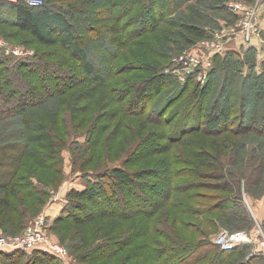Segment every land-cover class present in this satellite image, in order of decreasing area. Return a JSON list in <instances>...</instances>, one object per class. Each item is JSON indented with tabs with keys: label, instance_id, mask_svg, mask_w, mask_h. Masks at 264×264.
Masks as SVG:
<instances>
[{
	"label": "rangeland",
	"instance_id": "rangeland-1",
	"mask_svg": "<svg viewBox=\"0 0 264 264\" xmlns=\"http://www.w3.org/2000/svg\"><path fill=\"white\" fill-rule=\"evenodd\" d=\"M38 1L63 13L102 81L87 74L64 48L39 44L11 25L10 7H0V43L7 46L0 48V67L8 69L5 74L11 72L13 86L45 92L35 104L25 92L22 97L29 103L13 110L4 107L12 111H3L5 117L0 118V174L17 168L16 186L20 183L11 211L0 216V236L41 231L50 245L62 250L59 255L49 253L60 264H209L210 256L199 259L207 245H213L221 231L244 229L231 231L229 226L237 223L224 221L217 230L204 216H191V211L185 216L181 206L195 212L209 207L218 184L230 187L236 170L241 177L234 195H264V119L250 125L245 105L246 111L237 108L239 113L228 115L231 124L216 133L187 124L186 110L197 100L207 97L209 102L218 95L219 81L226 76L220 68L227 61H234L230 66L239 82L264 72L261 49L250 52L249 65V48L238 46L245 43L237 30L232 31L239 17L215 8L226 3L248 7L255 0H158L125 12L120 0ZM181 22L199 26L206 37L185 43L178 33ZM258 37L264 39V32ZM231 50L239 55L227 56ZM188 57L198 62H184ZM42 68L47 70L41 74ZM148 76L165 81L137 103L132 92L141 89ZM25 79L28 84L20 83ZM222 106L221 100L215 105ZM22 108L26 112L20 115ZM153 110L160 116L150 117ZM239 119L243 123L237 125L234 120ZM42 128L55 141L54 157L41 150L47 143ZM222 140L228 141L229 150L217 168L206 154L210 144ZM12 143L26 146L17 164L6 159L15 153ZM114 169L133 182L113 184L105 174ZM145 182L146 189L141 187ZM94 183H102L104 190L93 202L68 199L72 190L84 191ZM172 239L178 242L174 247ZM33 252L24 250L16 264H32ZM0 264L9 261L0 258Z\"/></svg>",
	"mask_w": 264,
	"mask_h": 264
},
{
	"label": "trees",
	"instance_id": "trees-1",
	"mask_svg": "<svg viewBox=\"0 0 264 264\" xmlns=\"http://www.w3.org/2000/svg\"><path fill=\"white\" fill-rule=\"evenodd\" d=\"M19 2H10V1H3L0 0V7H10L12 13L10 15L12 16L10 20V24L16 27L17 29H21L22 31H26L29 33L30 37L33 38V40L37 41L39 44L43 45H50V46H56L59 45L60 47L64 48L69 52V55L73 58H76L80 61V64L83 68V70L87 74H91L93 78L96 80L102 81L101 77L99 76L98 73H96L93 70L92 65L88 62L86 53L84 49L81 47L78 39L73 35L71 26L69 22L66 20L65 16L61 12H56L52 11L48 7H34V6H28L24 3L23 0H18ZM104 1H109V0H104ZM114 1H119V0H114ZM123 3H120L121 7L124 9V12L127 11L128 9H133L135 5L139 4L142 7L147 8V4L150 2L158 1V0H120ZM162 1V0H159ZM170 1V0H169ZM196 5V4H195ZM193 5V7L195 6ZM69 7V6H68ZM196 7V8H195ZM194 8L195 13L197 14L198 12V7L199 5H196ZM35 8H40V11L38 12L37 9ZM216 10L217 11H224L226 13H230V11L225 8L222 5H216ZM133 21H129L128 24H132ZM140 23L137 25L139 26ZM181 36V40L184 41L187 44H193L196 43L200 40H202L205 36V32L202 28L199 26H196L192 23H180V31L178 32ZM253 49L249 47V50L246 51L247 55L245 56V61L248 62L249 65L252 63V57L250 55V52H252ZM236 55H239V53L232 52L228 54L227 56L229 57H234ZM251 58V60H250ZM227 61V59H226ZM234 61H227L228 64H222V72L226 76L224 79L219 81V90H218V95L214 96V99L211 98L213 107L211 108V100L208 102V98L205 97L204 99L197 100L195 103H192L190 106L187 107V112L188 118L187 119V124H195V127L198 128L201 125L206 128L208 132H219V127L222 126H229L232 121L228 119V115L232 113H239L237 112V108L241 109L244 106L247 105V120L248 123L251 125V122H258L262 118L264 119V72L262 75H249L246 78L242 79V81H238L236 79V75L234 74V69L231 68L230 63ZM236 65L237 62L235 61ZM227 67V68H226ZM6 67H0V118H4V113L3 111H12L13 108H19L22 105H25L29 103V101H24L23 99V94L25 92H29L31 96V101L32 104L38 103L39 101H42L44 98L45 92L40 91H24L25 89H22L20 86H13L11 81V72L5 74L7 72ZM40 73L42 74V70H47V68H42L40 69ZM31 72L30 69H26V74L29 76ZM155 74V73H154ZM60 76V75H59ZM40 77V75L38 76ZM165 79L161 77L154 78V76H148L146 79L142 80L144 82L143 86H141V89H134L132 94L133 96L131 98H134L137 103L140 102V100L145 96L148 95V93L151 91L154 92L156 90L157 84L160 86L162 82H164ZM29 80L25 79L24 82H20L23 84H28ZM239 82V83H238ZM211 88V87H210ZM23 93H22V92ZM139 92V93H138ZM195 90H193V93ZM43 93V94H42ZM56 93V92H55ZM144 93V94H143ZM222 94V96L220 95ZM42 94V95H41ZM154 94V93H153ZM144 95V96H143ZM223 101V106L216 109L215 105L219 101ZM216 101V103H215ZM27 102V103H26ZM129 106V105H128ZM5 108H10L12 110H4ZM160 110L159 108H157ZM242 110V109H241ZM244 110V111H246ZM144 111H147V107H145ZM155 111V112H154ZM206 111V112H205ZM14 112V111H13ZM26 111L20 109L19 114L23 115ZM211 112V113H209ZM208 113V116L206 117V114ZM246 112H244L245 114ZM213 114L214 116H210ZM2 115V116H1ZM158 115L160 116V112L153 110L150 113V117ZM204 115V117H203ZM4 116V117H3ZM22 120V118H21ZM26 117H23V122L25 123ZM186 122V121H185ZM234 122L239 125L243 123L242 119H239L237 121L234 120ZM181 123H179L180 125ZM186 124V123H185ZM264 125V123H262ZM249 125L245 126L248 127ZM193 128V127H191ZM45 131L46 134L44 135V139L47 142L44 147L41 148V150L48 152L49 155H52L54 157L55 153L53 151V146H54V139H52V136L46 129L42 128V131ZM186 130V129H185ZM181 130L179 134H182L183 131ZM200 143V142H198ZM18 143H12L9 145V147L15 151L14 154H8L6 156L7 160H10L11 164H17L20 161V157L23 154L26 146H23L22 144ZM201 148H203V144L201 143L200 145ZM212 149L211 152H208L206 155H209L208 161H215L216 167L220 168L222 166V162H220V158L222 155H225V153L229 150L228 148V141L227 140H222V141H217L209 145ZM236 147H234V157L235 159L237 158V153H236ZM7 150V149H6ZM40 150V151H41ZM205 151V150H204ZM36 153H34L35 155ZM5 155V153H4ZM36 160L38 159L37 155H35ZM9 163V164H10ZM201 164V161L199 162ZM203 163H206V160H203ZM1 164V162H0ZM236 170V169H234ZM234 175L232 176V185L229 186V183L226 184V182L219 183L218 188L220 190L218 193H215V195H212L213 199V204L209 205V207H205L201 210L196 209V212L193 210V208L190 209L189 206H181L182 207V213L186 216V211H191V216L192 214H195L197 216H204V221L207 220L210 222L212 227L217 229V223H222L225 220L227 223H230V220L222 213L223 211H235L240 209V205H234L231 202H229L230 196L233 194L235 191L234 189L238 186L240 173L234 171ZM17 176V168H14L12 171H5L4 173L0 174V216L2 215L5 216L11 211V199L13 197H16V191L15 188L20 186V183L16 186L15 178ZM105 177L111 178V181L113 180V184H129L133 182L128 174L123 172L120 169H114L111 173L108 175L105 174ZM143 178V177H142ZM258 180V179H257ZM255 181L256 185H259V181ZM22 188L25 189V185H21ZM141 187L146 189L149 187L148 183H142ZM33 190V187L30 185V191ZM104 190V187L101 183H94L84 191H75L72 190L69 192L68 199L74 200L75 203L77 201H83L84 203L86 202H93L95 198L99 196L101 191ZM121 193V191H119ZM72 206V205H71ZM71 210H69L70 212ZM75 211V210H74ZM135 211V210H134ZM219 211V215L217 216L216 214L213 215V212ZM221 211V212H220ZM136 213V212H134ZM218 217L221 219L219 221ZM63 219V218H62ZM61 219V220H62ZM233 220V219H232ZM235 221V220H233ZM229 227H232L229 226ZM233 229L231 228V231ZM205 233V231H204ZM173 240V239H172ZM174 242V240H173ZM178 242L175 241L173 244V247L177 245ZM40 247L30 249V251H34V258L32 257L30 263H34L37 259L38 261L35 262L37 264H60L54 259H52L50 254L51 252L39 249ZM207 250L205 251L206 254H200L199 259L202 258V256L205 257H211V260H209V264H221V261L225 258L222 253H227L230 254L235 251L236 249L234 248L231 251L227 252H221L217 247L214 245L210 244L207 245ZM211 252V253H210ZM50 253V254H49ZM208 254V255H207ZM225 254V255H227ZM24 249L22 250H14V251H0V258L2 260L9 261V264H16V260L18 258H23L24 257ZM245 253L240 252L236 257L239 259L244 258ZM229 258V257H228ZM227 259V258H226ZM224 259V262L225 260ZM28 261V262H29ZM235 262L234 260L227 261V264H233ZM239 264H264V258L257 259L254 261H248V262H242Z\"/></svg>",
	"mask_w": 264,
	"mask_h": 264
},
{
	"label": "built area",
	"instance_id": "built-area-1",
	"mask_svg": "<svg viewBox=\"0 0 264 264\" xmlns=\"http://www.w3.org/2000/svg\"><path fill=\"white\" fill-rule=\"evenodd\" d=\"M10 2H19L18 0H7ZM28 6H40L41 1L38 0H23ZM252 6H242L236 3H226L225 8L232 14L237 15L239 20L232 30H237L238 34L244 37V41L247 45L251 44L255 36L258 35L257 26V14L260 7L264 4V0H255ZM0 48L7 49L0 43ZM196 58V57H195ZM184 62H189L191 64H196L190 61V58H186ZM39 226V224L37 225ZM251 239L250 234L247 231H237V232H227L221 231L214 239L213 245L219 249L221 252H227L233 250L236 246L241 243H247ZM40 247L39 249L51 252L52 254H62V250L55 246L50 245L47 241L46 236H44L41 231L36 229L30 230L23 237L17 238H6L0 236V251H14V250H26L34 249Z\"/></svg>",
	"mask_w": 264,
	"mask_h": 264
},
{
	"label": "crops",
	"instance_id": "crops-1",
	"mask_svg": "<svg viewBox=\"0 0 264 264\" xmlns=\"http://www.w3.org/2000/svg\"><path fill=\"white\" fill-rule=\"evenodd\" d=\"M253 1L252 3H254ZM250 3V4H252ZM257 26H258V34H262L264 32V4L260 7L258 14H257ZM257 36L254 37L251 44L247 45L243 42V45H241V42L238 43V46L242 49H245L246 47H253L252 49H261L260 59L264 61V39L257 40ZM256 38V40H255ZM259 39V37H258ZM255 40V43H254ZM245 44V47H244ZM232 52H239L235 50H231ZM238 193V191H237ZM234 205L239 204L240 209L235 211H223L222 213L230 220V223L236 224V226L229 227V229H235V228H242L244 231H247L251 239L247 243H241L240 245L235 247V251L233 250L232 253H222L224 255V259L221 261V264H227L226 262L229 260H234L233 264H239L242 262H250L257 259L264 258V195L260 197L259 199H252L248 198V196L243 194L242 192L240 195H234L232 194L230 196L229 202H231ZM221 212V211H220ZM235 221H233V220ZM225 222H227L225 220ZM235 222V223H233ZM247 225L248 229L245 230V225ZM223 227V226H222ZM219 229V223H217V230ZM257 230L260 231V233L257 232ZM244 252V258L239 259L236 257L240 252ZM227 254V255H225ZM229 257V258H228Z\"/></svg>",
	"mask_w": 264,
	"mask_h": 264
}]
</instances>
